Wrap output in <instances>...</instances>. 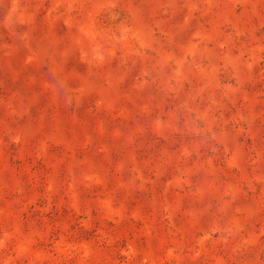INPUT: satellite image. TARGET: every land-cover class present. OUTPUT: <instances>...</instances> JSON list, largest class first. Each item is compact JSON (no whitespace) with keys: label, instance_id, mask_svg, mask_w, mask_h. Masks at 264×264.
Listing matches in <instances>:
<instances>
[{"label":"rangeland","instance_id":"obj_1","mask_svg":"<svg viewBox=\"0 0 264 264\" xmlns=\"http://www.w3.org/2000/svg\"><path fill=\"white\" fill-rule=\"evenodd\" d=\"M0 264H264V0H0Z\"/></svg>","mask_w":264,"mask_h":264}]
</instances>
